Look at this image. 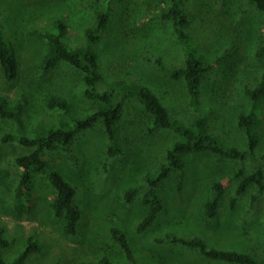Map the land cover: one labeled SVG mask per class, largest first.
Masks as SVG:
<instances>
[{
  "label": "rangeland",
  "instance_id": "obj_1",
  "mask_svg": "<svg viewBox=\"0 0 264 264\" xmlns=\"http://www.w3.org/2000/svg\"><path fill=\"white\" fill-rule=\"evenodd\" d=\"M95 0H88L92 2ZM109 8L110 21L96 44L99 68L105 83L124 79L150 88L167 107L170 115L191 122L184 80H173L158 70L149 59L162 57L167 64H184L186 50L175 40L169 21L154 17L156 0H98ZM190 14L187 30L192 48L206 54L213 65L201 83V100L209 108L210 132L220 141L245 148L247 138L236 122L241 111L260 112L257 154L264 152V100L246 98L244 89L253 87L264 77V56L256 51L264 41V12L247 0H176ZM56 19L66 25L65 42L71 47L83 44L85 30L95 21L86 0H0V29L14 44L19 74L7 81L0 65V94L10 99L22 93L29 97L25 114L27 128L39 122H56L60 113L46 107L43 95L49 91L72 98L71 113L77 116L97 104L81 94L82 73L66 62L46 74L37 73L34 65L44 54L47 41L31 35L37 27H50ZM117 140L107 139L103 124L78 133L71 152L48 151V159L73 186L77 187V204L83 216L79 233L74 237L61 232L62 221L54 219L50 203L55 195L44 176H36L32 186L19 198L16 188L21 169L15 158L28 153L16 142L3 143L1 137L14 125L0 119V224L11 240L2 251L12 259L29 237L41 243L24 264H80L108 255L115 264H127L119 245L109 234L111 226L126 231L138 264H229L203 258L197 251L183 246L158 244L155 237L172 232L199 236L212 246L254 253L264 264V192L250 187L236 198L239 180L224 176L239 163L211 152L184 157L183 181L172 173L163 186L165 208L154 224L138 233L136 225L145 214L140 197L124 202L123 191L143 183V176L154 171L176 138L170 129L148 133L149 116L134 98L124 100ZM120 149L116 155L109 148ZM253 169L249 164L248 171ZM222 179L227 186L217 214L211 219L201 215L202 205L210 196L212 182ZM254 196L256 198L254 199Z\"/></svg>",
  "mask_w": 264,
  "mask_h": 264
},
{
  "label": "trees",
  "instance_id": "obj_2",
  "mask_svg": "<svg viewBox=\"0 0 264 264\" xmlns=\"http://www.w3.org/2000/svg\"><path fill=\"white\" fill-rule=\"evenodd\" d=\"M156 1L163 5L156 7L154 17L171 23L176 42L186 52L184 64L181 66L167 64L162 57L149 59V62L171 79L184 80L190 108L195 112L191 122L170 115L158 95L142 84L124 79L105 83L104 75L99 68V55L95 46L110 21L111 10L107 7L101 8L98 0L92 2L86 0V4L95 14V21L85 30L84 42L81 45L71 47L65 42L66 25L61 19H56L50 27H37L30 30L32 36L47 41L46 50L40 60L35 63L34 70L38 74H46L55 69L60 62L69 63L82 73L81 94L96 103V106L67 119L65 116L71 113L72 98L49 91L43 95L45 105L61 115L56 122H39L30 130L25 121L29 106L28 95L22 93L13 100L0 94V119L9 120L14 125L13 130L2 135L1 142H16L31 148L28 153L20 154L15 158V163L21 169L16 195L19 198L24 194L28 187L32 186L36 176L46 177L55 192L49 208L53 218L62 221L61 232L64 236L74 237L79 233L83 213L76 201L78 189L67 181L52 162L45 158V153L60 150L69 154L75 136L98 123L103 124L107 139L115 143L123 116L124 100L129 98L139 101L148 114L150 119L146 124L148 133L170 129L176 135L158 167L143 176L142 184L132 185L122 193L123 200L127 204L133 203L140 197L145 208V214L136 225L138 233L148 230L164 210L163 186L169 176L177 173L182 183L184 157L188 154L211 152L239 163L237 169L223 178L229 181L239 180L235 197L232 199L233 205L236 198L242 196L250 187H255L258 193L264 192V152L260 154L256 152L262 117L260 112L247 110L237 114L236 122L244 130L247 138L245 148L224 143L210 132L207 115L210 109L202 103L201 83L212 70L213 65L206 54L192 48L193 37L187 30L190 14L179 6L176 0ZM247 1L264 12V0ZM256 56H264V41L260 43ZM0 65L7 81H13L18 77L20 66L15 46L1 29ZM244 93L249 100L255 103L262 102L264 77L253 87L246 86ZM108 151L111 155H116L120 149L112 146ZM249 164H253L251 171H248ZM227 180L226 185L222 179L210 185V196L202 205L201 215L204 219H211L217 214L225 194ZM5 232V226L0 224V264H24L41 247L38 239L29 237L24 248L15 257L6 259L2 251L10 246L11 240ZM109 234L123 251L126 263L138 264L126 231L118 226H111ZM154 241L158 244L183 246L195 250L203 258L211 261L229 264H260L254 253L212 246L199 236L188 237L167 232L165 235L155 237ZM80 264L115 263L108 255L103 254L94 261H82Z\"/></svg>",
  "mask_w": 264,
  "mask_h": 264
}]
</instances>
